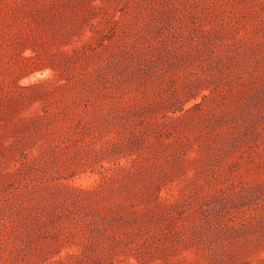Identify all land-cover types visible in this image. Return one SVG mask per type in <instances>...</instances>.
Returning <instances> with one entry per match:
<instances>
[{
    "label": "rangeland",
    "instance_id": "1",
    "mask_svg": "<svg viewBox=\"0 0 264 264\" xmlns=\"http://www.w3.org/2000/svg\"><path fill=\"white\" fill-rule=\"evenodd\" d=\"M0 264H264V0H0Z\"/></svg>",
    "mask_w": 264,
    "mask_h": 264
}]
</instances>
